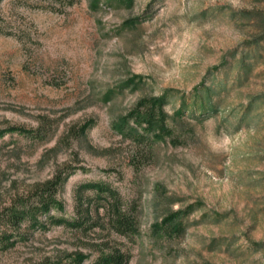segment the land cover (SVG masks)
Here are the masks:
<instances>
[{
    "label": "rangeland",
    "instance_id": "obj_1",
    "mask_svg": "<svg viewBox=\"0 0 264 264\" xmlns=\"http://www.w3.org/2000/svg\"><path fill=\"white\" fill-rule=\"evenodd\" d=\"M114 3L0 0V209L65 165L73 172L55 215L71 221L76 188L104 184L143 207L137 234L51 226L0 249V264L77 250L89 256L82 264H94L96 253L83 247L90 239H109L128 264H264V248L253 251L264 245V109L253 111L263 114L255 125L222 113L173 117L209 72L226 80L224 107L264 94V43L248 80L234 82L236 61L259 35L264 0ZM164 91L172 135L144 160L143 147L116 125L139 99ZM176 210L186 215L183 234L155 235L153 223Z\"/></svg>",
    "mask_w": 264,
    "mask_h": 264
},
{
    "label": "trees",
    "instance_id": "obj_2",
    "mask_svg": "<svg viewBox=\"0 0 264 264\" xmlns=\"http://www.w3.org/2000/svg\"><path fill=\"white\" fill-rule=\"evenodd\" d=\"M102 2L111 7L119 6L114 3V0H102ZM257 26L258 37L246 43L249 50L236 61L239 72L234 82L237 87L243 86L248 80L259 57L258 51L262 47L261 44L264 43V17L258 21ZM231 58H234L233 54ZM227 64L228 62L224 61L222 67H226ZM227 92L226 80L217 79L212 72H209L204 81L196 86L189 96L180 98L173 117L178 120L188 114L193 119H198L222 113L233 116L238 126L255 125L260 121L263 114L252 115V113L255 110L264 109V94L247 95L245 106L229 109L223 106ZM169 98L170 91H164L159 97L139 99L125 115L120 117L116 125L119 133L130 136L143 147L138 154L144 160L153 159V145L156 141L172 135V129L165 121L164 109ZM41 134L44 135L42 132ZM72 172L73 170L65 165L57 167L50 178L33 184L21 194L14 195L9 204L0 209V249L12 248L18 242L30 239L36 231L48 230L51 226L58 225L68 226L74 230V234L79 233L85 236L96 234V229L99 232L106 231L107 236L116 234L132 237L137 234L143 207L136 201L125 203L115 189L104 184H84L76 188L74 218L71 221L55 215V213L64 212L60 194ZM89 190L92 191V196L86 194ZM187 208L191 209L193 206L190 205ZM185 216L183 210L165 212L160 221L153 223L152 232L159 237L180 236L185 229ZM109 245V239L104 242L90 239L88 243L83 244V247L96 253L94 264H128L130 255ZM262 248H264L262 243L253 244L254 252ZM88 257V254L77 250L63 257L58 253L55 257H44L34 264H62L64 258L68 264H82Z\"/></svg>",
    "mask_w": 264,
    "mask_h": 264
}]
</instances>
